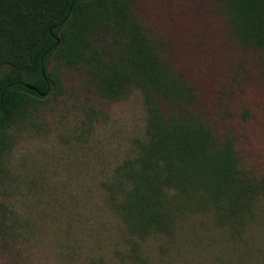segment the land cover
<instances>
[{
	"label": "rangeland",
	"instance_id": "obj_1",
	"mask_svg": "<svg viewBox=\"0 0 264 264\" xmlns=\"http://www.w3.org/2000/svg\"><path fill=\"white\" fill-rule=\"evenodd\" d=\"M134 11L193 86V108L213 134L208 154L231 147L264 175L260 53L240 43L210 0H136ZM48 69L58 90L28 107L0 153V264H264L263 196L238 230L174 193L169 231L128 230L135 173L117 168L147 140L142 90L131 85L125 98L109 100L82 67L52 61Z\"/></svg>",
	"mask_w": 264,
	"mask_h": 264
},
{
	"label": "trees",
	"instance_id": "obj_2",
	"mask_svg": "<svg viewBox=\"0 0 264 264\" xmlns=\"http://www.w3.org/2000/svg\"><path fill=\"white\" fill-rule=\"evenodd\" d=\"M210 1L240 43L264 60V0ZM135 2L0 0V153L28 107L58 90L59 77L48 64L82 67L109 100L125 98L131 85L142 90L147 140L117 168L119 175L135 173L124 210L128 230L142 236L169 231L171 193L209 207L218 225L238 230L254 200L264 197V175L231 147L208 154L213 134L193 108L195 90L140 25Z\"/></svg>",
	"mask_w": 264,
	"mask_h": 264
},
{
	"label": "water",
	"instance_id": "obj_3",
	"mask_svg": "<svg viewBox=\"0 0 264 264\" xmlns=\"http://www.w3.org/2000/svg\"><path fill=\"white\" fill-rule=\"evenodd\" d=\"M54 28V25H52L50 27V30ZM26 87L29 88V89H32V90H35V87L34 86H31L30 84H26Z\"/></svg>",
	"mask_w": 264,
	"mask_h": 264
}]
</instances>
